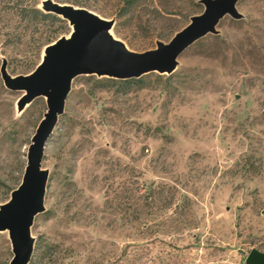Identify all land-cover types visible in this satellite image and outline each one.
<instances>
[{"label":"rangeland","instance_id":"rangeland-1","mask_svg":"<svg viewBox=\"0 0 264 264\" xmlns=\"http://www.w3.org/2000/svg\"><path fill=\"white\" fill-rule=\"evenodd\" d=\"M39 1L0 0V64L10 76L30 72L70 31L58 15L21 8ZM78 1L137 52L202 10L197 0ZM236 9L242 18L224 15L168 74L129 86L72 78L43 148L48 175L27 264H244L250 248L264 252V0ZM22 93L0 77V203L20 182L46 109L37 96L17 112ZM10 257L0 231V264Z\"/></svg>","mask_w":264,"mask_h":264},{"label":"water","instance_id":"water-1","mask_svg":"<svg viewBox=\"0 0 264 264\" xmlns=\"http://www.w3.org/2000/svg\"><path fill=\"white\" fill-rule=\"evenodd\" d=\"M238 0H197L201 12L188 17V22L166 41L140 52L128 49L110 33L112 20L68 3L40 0L38 8L65 19L70 26L67 35L59 36L42 49L39 62L27 74L10 76L1 59L0 77L10 90L23 93L16 102L19 112L34 97L43 96L46 109L30 138L25 165L19 184L6 201L0 203V231H6L11 257L8 264H27L33 249L30 226L34 216L43 210V196L48 175L41 168L44 144L62 113L70 83L76 75L105 76L115 79L138 77L156 71L168 74L177 64L178 55L197 39L217 33L216 25L224 16L242 18ZM244 264H264V252L250 248Z\"/></svg>","mask_w":264,"mask_h":264},{"label":"trees","instance_id":"trees-1","mask_svg":"<svg viewBox=\"0 0 264 264\" xmlns=\"http://www.w3.org/2000/svg\"><path fill=\"white\" fill-rule=\"evenodd\" d=\"M54 1L59 2V3H68V4H72L74 6H79V7L82 6L78 0H54ZM21 8H22V10H26V11L33 13L34 15L38 16L39 18H50V19L56 18V16L54 14H51L49 12H42L41 10H39L38 7L34 6V4H31V5L30 4H27V5L24 4L21 6ZM104 79L105 80L103 82H100L101 85H106L105 81H108V82H115L116 81L121 86H124V85L129 86L132 83H140L141 84V75L138 77H131V78H125V79H113V78H107V77ZM163 186H165L167 189L170 188V186H166L164 184L159 185L158 188H161ZM154 190H155V187L153 186V184L149 183L146 186V190H145L146 193L144 194V196H146L148 199H150L151 196H153Z\"/></svg>","mask_w":264,"mask_h":264}]
</instances>
